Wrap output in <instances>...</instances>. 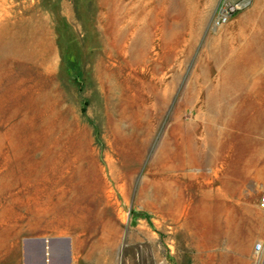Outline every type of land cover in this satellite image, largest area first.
Returning <instances> with one entry per match:
<instances>
[{
	"label": "rangeland",
	"instance_id": "rangeland-1",
	"mask_svg": "<svg viewBox=\"0 0 264 264\" xmlns=\"http://www.w3.org/2000/svg\"><path fill=\"white\" fill-rule=\"evenodd\" d=\"M220 1L0 0L1 33L6 25L19 27L28 19L40 27L42 41L39 69L19 63L12 68L28 86L18 100L9 101L20 113L28 112L26 126L18 120L14 128L23 139L18 148L0 113V232L5 227L12 235L2 264H26L30 256L51 264L43 245L61 238L70 244V264H264V251L254 250L264 243V161L231 166L246 170L228 201L247 244L242 249L207 241L203 226L193 223L203 192L216 194L219 188L214 170L222 163L175 159L201 147L206 129L217 120L208 115L205 102L221 70L246 54L253 40H264V0H252L226 25L214 28ZM260 73L250 88L264 100ZM46 93L63 109L55 110L56 123L68 130L62 138L54 134L60 137L58 150L38 137L50 125L49 110L43 109L48 102H38ZM78 146L86 166V198L39 217L48 195L37 189L52 192L55 201L57 178L27 182L18 177L27 164L44 160L74 173ZM65 147L67 159L57 161L56 153Z\"/></svg>",
	"mask_w": 264,
	"mask_h": 264
},
{
	"label": "bare ground",
	"instance_id": "bare-ground-1",
	"mask_svg": "<svg viewBox=\"0 0 264 264\" xmlns=\"http://www.w3.org/2000/svg\"><path fill=\"white\" fill-rule=\"evenodd\" d=\"M27 20L26 22L22 21L23 23L21 22L22 24L19 27H17L18 25L13 27L6 25L4 32H0V86H2L3 80H7L4 94L0 96V113L1 116L3 115L4 120L10 123L8 133L14 148L22 145L23 140L22 136L19 133L17 134L14 128L18 124V120L24 123V127L26 126L28 112L20 113V108L11 105L9 101L18 100L20 94L25 93L28 86H24L26 81L20 80L18 74L12 72V68L14 63H19L30 68L39 69L37 58L41 54L40 46L42 41L38 35L40 27L38 28L33 23V20L29 22ZM253 42L251 49L246 54H243L239 60L231 61L225 65V68L221 70L222 75L220 81H218L219 83H217V88L208 96L205 102L208 115L213 119L217 117V120L214 119V125L206 129V138L201 147L187 152L186 155L181 153L175 156L176 161L181 164H185L188 159L193 160L198 165L209 164L212 159L222 163L220 167L214 170V177L218 180L219 188H217L216 194H214V190L203 192L202 203L192 215L194 218L193 223L203 226L207 241L223 240L230 245L236 244L242 249H245L247 244L241 240L239 224L235 217L230 214L232 208L228 201L230 196L237 190L234 183L239 184L242 182L246 170L236 168L231 170V166L233 163L237 164L239 162L258 165L262 160L264 161V100L259 99L257 89L253 90L250 88L252 82L260 79V72L264 73V40H253ZM214 58L221 62L220 55L216 54ZM20 72L22 71L20 70ZM48 73H51V71H48ZM22 86H24V89L21 88ZM55 89V87L52 88V90ZM45 101L49 104L47 103V106L43 109L49 110L47 120L50 125L47 128L42 127L43 130L41 134H38V137L43 141L44 145H54L52 149L58 150L59 138L62 135H67L68 130L63 123L57 124L54 119L55 110L61 109L58 101H55L54 96L51 94H40L38 102ZM60 111H63V109ZM14 121L16 123H13ZM219 125H223L224 128L246 132L232 133L226 130L224 132L220 130V127L218 128ZM57 132L60 133L59 138L54 136ZM204 149L206 150L204 151ZM50 151L48 152L49 156L51 154ZM69 152L70 150L68 151V148L65 147L64 152L56 153L57 158L59 157L57 161L67 159ZM74 152L78 160L74 173L69 171V168L63 166V164L57 163L55 166H50L45 164L44 160V162H36L35 166L27 164L25 171L21 172L22 174L18 177L27 182L31 179L53 182L57 178L54 188L57 187L56 193L59 196H56L57 199L55 201L50 198L52 192L48 194L44 188L37 189L38 193H46L48 195L42 200L39 217H44L48 211L60 210L69 206V203L72 204V202L75 203L86 198V189L88 188L85 187V172L83 171L86 166H83L80 155L82 152L81 146L76 147ZM44 159L49 160L51 158L46 157ZM18 166L23 167V163L18 161ZM9 177H12L11 173H9ZM90 182L92 183V181ZM90 195L92 194L90 193ZM49 200L50 202L48 203ZM220 208L224 209L223 212H220ZM211 229H216V233H212ZM0 236V249H3L12 235L1 233ZM54 250L51 245L48 246L47 254L49 257H52Z\"/></svg>",
	"mask_w": 264,
	"mask_h": 264
},
{
	"label": "built area",
	"instance_id": "built-area-1",
	"mask_svg": "<svg viewBox=\"0 0 264 264\" xmlns=\"http://www.w3.org/2000/svg\"><path fill=\"white\" fill-rule=\"evenodd\" d=\"M251 4L252 0H221L216 7L212 26L220 28L226 25L234 16L250 7ZM260 208L264 210V195L260 200ZM254 250L257 254H261L264 251L263 243H257Z\"/></svg>",
	"mask_w": 264,
	"mask_h": 264
},
{
	"label": "crops",
	"instance_id": "crops-1",
	"mask_svg": "<svg viewBox=\"0 0 264 264\" xmlns=\"http://www.w3.org/2000/svg\"><path fill=\"white\" fill-rule=\"evenodd\" d=\"M2 230L4 231L0 233H11V232H7L5 227ZM67 240H68L67 238L57 239V243L54 245L53 244L51 245V247L55 249L54 253H52L51 264H70L71 263V260H72L71 247H70V244L67 242ZM9 245H12L10 241L9 243H6L3 249H0V257L3 256L0 259V264H2V262L4 261L5 253H7L8 250H10ZM25 263L26 264L28 263L42 264V260L41 259L36 260V258H33L30 256L28 262L25 261ZM14 264H20V263L16 260Z\"/></svg>",
	"mask_w": 264,
	"mask_h": 264
},
{
	"label": "water",
	"instance_id": "water-1",
	"mask_svg": "<svg viewBox=\"0 0 264 264\" xmlns=\"http://www.w3.org/2000/svg\"><path fill=\"white\" fill-rule=\"evenodd\" d=\"M52 244L54 245L55 243H52ZM41 249H42V248H41ZM47 249H48L47 246H46V245H43V249H42V251H43V255H45V256L48 255V254H47Z\"/></svg>",
	"mask_w": 264,
	"mask_h": 264
}]
</instances>
